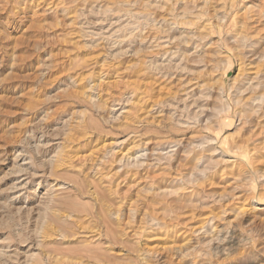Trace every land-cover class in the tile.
<instances>
[{
    "label": "rangeland",
    "instance_id": "rangeland-1",
    "mask_svg": "<svg viewBox=\"0 0 264 264\" xmlns=\"http://www.w3.org/2000/svg\"><path fill=\"white\" fill-rule=\"evenodd\" d=\"M0 264H264V0H0Z\"/></svg>",
    "mask_w": 264,
    "mask_h": 264
},
{
    "label": "bare ground",
    "instance_id": "bare-ground-1",
    "mask_svg": "<svg viewBox=\"0 0 264 264\" xmlns=\"http://www.w3.org/2000/svg\"><path fill=\"white\" fill-rule=\"evenodd\" d=\"M262 99V98H261ZM238 144V143H237ZM236 149H238V150H240V151H242V152H247L248 151V149H247V147H246V145H244V146H240V145H236ZM247 155V154H246ZM147 208V207H146ZM155 210V209H154ZM159 214V213H158ZM149 215H151V214H149ZM157 215V214H156ZM149 221V220H148ZM156 221V220H155ZM158 222V221H157ZM147 223V222H146ZM151 223V222H150ZM152 223H155L154 221H152ZM156 224V223H155ZM163 224V223H162ZM160 225V224H159ZM144 226H146L145 224H144ZM147 226H149L150 227V224L149 225H147ZM146 226V227H147ZM154 226V225H153ZM141 227V226H140ZM155 227V226H154ZM141 228H143V227H141ZM140 228V229H141ZM145 228V227H144ZM140 229H138V230H140ZM148 229V228H147ZM151 229V228H150ZM154 229V228H153ZM144 230V229H143ZM142 230V231H143ZM150 231H152V230H150ZM154 231V230H153ZM149 232V231H148ZM138 233V232H137ZM149 237V236H148Z\"/></svg>",
    "mask_w": 264,
    "mask_h": 264
}]
</instances>
